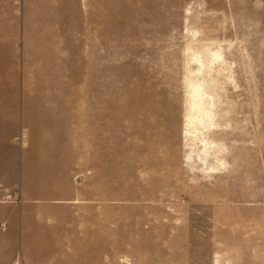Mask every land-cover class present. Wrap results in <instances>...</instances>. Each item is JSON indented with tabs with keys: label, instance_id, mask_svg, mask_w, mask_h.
I'll list each match as a JSON object with an SVG mask.
<instances>
[{
	"label": "rangeland",
	"instance_id": "374dc122",
	"mask_svg": "<svg viewBox=\"0 0 264 264\" xmlns=\"http://www.w3.org/2000/svg\"><path fill=\"white\" fill-rule=\"evenodd\" d=\"M1 144L0 264H264V0H0Z\"/></svg>",
	"mask_w": 264,
	"mask_h": 264
},
{
	"label": "crops",
	"instance_id": "0c3cea01",
	"mask_svg": "<svg viewBox=\"0 0 264 264\" xmlns=\"http://www.w3.org/2000/svg\"><path fill=\"white\" fill-rule=\"evenodd\" d=\"M3 146L2 144L0 146V194L6 192L10 193L15 190H19L22 194L25 187L24 183H26L25 177L27 169L29 168L28 157L25 155L21 156V158H10L6 155V152L4 153ZM33 160H36V164L33 166L32 170H36L37 173L38 162L43 163V157L41 155ZM41 177L42 176L39 175V178ZM36 191L41 192L42 190L36 189ZM19 218H22V215L18 213L16 205L0 201V221L7 222L8 230L15 225ZM8 256L9 258L11 257L10 255ZM0 263H4V261Z\"/></svg>",
	"mask_w": 264,
	"mask_h": 264
},
{
	"label": "bare ground",
	"instance_id": "6f19581e",
	"mask_svg": "<svg viewBox=\"0 0 264 264\" xmlns=\"http://www.w3.org/2000/svg\"><path fill=\"white\" fill-rule=\"evenodd\" d=\"M209 55H210L209 63H211L213 60L219 58V56H220V54L217 51L211 52ZM190 87H191V89H190V96H189L188 113H189V116L192 117V120L190 122L192 125H190V127L188 125L187 127H189V131L194 134L199 129V127L197 125H195V123H197L201 127H206L208 119L211 115L208 113L209 111L206 109V107L203 106V102L201 101V98H200V97H202V95L200 96L201 93H200V90L198 87V83H196V82L191 83ZM210 112H211V110H210ZM210 120H211V117H210ZM210 122H212V121H210Z\"/></svg>",
	"mask_w": 264,
	"mask_h": 264
}]
</instances>
